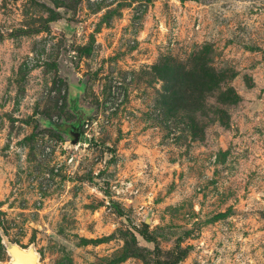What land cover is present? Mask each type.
Wrapping results in <instances>:
<instances>
[{"label": "rangeland", "instance_id": "rangeland-1", "mask_svg": "<svg viewBox=\"0 0 264 264\" xmlns=\"http://www.w3.org/2000/svg\"><path fill=\"white\" fill-rule=\"evenodd\" d=\"M6 243L264 264V0H0Z\"/></svg>", "mask_w": 264, "mask_h": 264}, {"label": "water", "instance_id": "water-1", "mask_svg": "<svg viewBox=\"0 0 264 264\" xmlns=\"http://www.w3.org/2000/svg\"><path fill=\"white\" fill-rule=\"evenodd\" d=\"M79 123H77L73 129L71 130L70 139L68 144L71 146L76 142V139L78 137V131L77 126ZM6 251L10 256L9 263L10 264H35L37 254L36 252L31 248H21L16 244L12 243H6Z\"/></svg>", "mask_w": 264, "mask_h": 264}, {"label": "flooded vegetation", "instance_id": "flooded-vegetation-1", "mask_svg": "<svg viewBox=\"0 0 264 264\" xmlns=\"http://www.w3.org/2000/svg\"><path fill=\"white\" fill-rule=\"evenodd\" d=\"M74 125H71V128H70V133H71V130L73 129Z\"/></svg>", "mask_w": 264, "mask_h": 264}, {"label": "trees", "instance_id": "trees-1", "mask_svg": "<svg viewBox=\"0 0 264 264\" xmlns=\"http://www.w3.org/2000/svg\"><path fill=\"white\" fill-rule=\"evenodd\" d=\"M72 125H74V126H75V125H76V123H74V124H72Z\"/></svg>", "mask_w": 264, "mask_h": 264}]
</instances>
